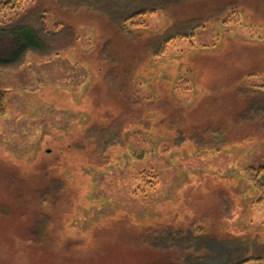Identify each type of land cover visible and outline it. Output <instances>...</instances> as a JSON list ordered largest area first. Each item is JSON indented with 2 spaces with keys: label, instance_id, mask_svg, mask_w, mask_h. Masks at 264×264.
<instances>
[{
  "label": "rangeland",
  "instance_id": "rangeland-1",
  "mask_svg": "<svg viewBox=\"0 0 264 264\" xmlns=\"http://www.w3.org/2000/svg\"><path fill=\"white\" fill-rule=\"evenodd\" d=\"M180 1L127 29L82 0L0 9L68 29L0 69V264H190L191 231L264 258V0Z\"/></svg>",
  "mask_w": 264,
  "mask_h": 264
},
{
  "label": "trees",
  "instance_id": "trees-1",
  "mask_svg": "<svg viewBox=\"0 0 264 264\" xmlns=\"http://www.w3.org/2000/svg\"><path fill=\"white\" fill-rule=\"evenodd\" d=\"M88 1L94 8L109 18L117 27L127 29L128 24L137 27L145 24L144 15L154 13L160 7L159 5H168L172 0H82ZM177 1V0H173ZM188 0H181L180 3ZM27 0H0L1 10H10L21 12L25 9ZM78 3V2H76ZM173 4V3H172ZM171 5V4H170ZM140 22V23H139ZM197 24L194 23L193 26ZM191 25V24H189ZM177 28L170 27L166 33L158 37V45L164 46L170 40L178 36ZM68 29H57L49 31L47 19L41 8L32 10L15 20H9L0 24V69H13L20 65L27 54L40 53L48 54L54 49L55 44H59L60 39L67 36ZM65 33V34H64ZM180 36H189L181 34ZM163 48V47H162ZM6 111V95L0 89V115ZM251 179L256 186L264 188V166L250 170ZM60 183L52 181L51 184L41 190L43 198L48 197L58 191ZM43 226L37 228L32 234L36 242H40L43 237ZM34 232V231H33ZM188 241L196 245L198 251L202 254L192 258L189 256L190 264H250L255 262L261 263V258L251 255H243V249L240 248V240L230 241L220 238L200 237L199 234L192 232ZM182 240V239H181ZM205 252H204V250ZM257 259V260H256ZM192 260V261H191ZM256 260V261H255Z\"/></svg>",
  "mask_w": 264,
  "mask_h": 264
}]
</instances>
